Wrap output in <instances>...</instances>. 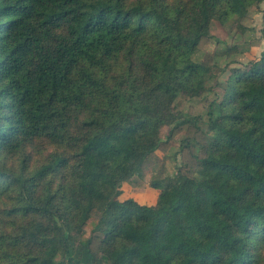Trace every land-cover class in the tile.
<instances>
[{"label": "trees", "instance_id": "16d2710c", "mask_svg": "<svg viewBox=\"0 0 264 264\" xmlns=\"http://www.w3.org/2000/svg\"><path fill=\"white\" fill-rule=\"evenodd\" d=\"M263 2L0 0V207L22 220L0 264H264V49L209 105L197 174L124 191L209 90L212 22Z\"/></svg>", "mask_w": 264, "mask_h": 264}, {"label": "rangeland", "instance_id": "374dc122", "mask_svg": "<svg viewBox=\"0 0 264 264\" xmlns=\"http://www.w3.org/2000/svg\"><path fill=\"white\" fill-rule=\"evenodd\" d=\"M263 27L264 2L252 7L244 18L234 16L226 23L217 20L212 22L210 37L201 41L194 55L196 61L204 63L210 69L209 90L199 97L178 98L175 109L182 117L173 125L163 126L161 135L164 142L141 173L125 183L124 191L127 195L152 205L157 197V191L152 186L153 181L177 176L179 171L190 175L197 174L200 167L199 157L203 156L202 146L207 140L209 105L221 97L222 87L233 68H245L261 55L264 49ZM37 164L36 159L35 162L32 160V167ZM11 204L12 202L9 207ZM21 223L19 217L3 216L0 207V228L14 232ZM86 231L87 235L91 234L89 228Z\"/></svg>", "mask_w": 264, "mask_h": 264}]
</instances>
